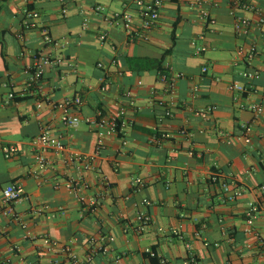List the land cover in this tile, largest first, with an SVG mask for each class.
<instances>
[{
	"label": "crops",
	"instance_id": "0c3cea01",
	"mask_svg": "<svg viewBox=\"0 0 264 264\" xmlns=\"http://www.w3.org/2000/svg\"><path fill=\"white\" fill-rule=\"evenodd\" d=\"M240 1L248 7L231 14L230 0H163L147 39L132 40L94 7L128 12L138 28L135 0H0V200L19 184L14 209L26 221L0 217V264H264V0ZM238 18L249 22L242 31ZM162 69L184 74L173 95ZM235 81L252 86L235 92ZM74 97L81 102L67 112L80 118L76 127L59 106ZM121 107L127 144L108 136L95 153L97 129L85 119ZM46 124L66 151L41 150L49 162L41 166L31 140ZM71 153L80 159L68 161ZM70 180L86 187L75 192ZM225 185L241 193L231 199ZM98 194L95 207L79 199ZM141 210L151 216L143 229ZM99 235L107 240H90Z\"/></svg>",
	"mask_w": 264,
	"mask_h": 264
},
{
	"label": "built area",
	"instance_id": "2783aa9c",
	"mask_svg": "<svg viewBox=\"0 0 264 264\" xmlns=\"http://www.w3.org/2000/svg\"><path fill=\"white\" fill-rule=\"evenodd\" d=\"M136 3L139 6L138 9V14L140 16V25L138 28L134 27L133 24V18L132 15L128 12H121V11H116L112 15L105 13V8L102 5H96L94 7V11L96 14L100 15L108 24L113 25V26H120L123 27L129 34L130 39L136 40V39H147L148 33L150 30L156 26L158 23L160 13H159V7L163 3V0H151L150 2L145 1V0H135ZM231 8L230 12L231 14H234V9L237 7H248V5L242 3L240 0H230ZM26 16L31 18L34 13L31 10H26ZM203 18L208 24H213L215 22L214 18L210 16L208 11L204 10L202 11ZM27 26L30 24L26 23ZM249 25L248 20L238 18L236 23H235V29L237 31H242L244 28H246ZM258 25L264 26V15L259 14V21ZM46 39L48 42H52L54 45L61 46L62 44H66L67 41L64 40L63 43L59 42L58 40H53L50 36H46ZM193 45H196V42H192ZM197 50L200 52L204 50L202 46H197ZM257 53V49L255 45H251L248 49V55L250 57L254 56ZM44 62H49L48 58H43ZM102 64L99 63L98 66H101ZM207 67H203V71H205ZM43 73V69L40 65L35 67L34 72H30V80L35 82ZM184 74L182 72H170L167 69H162L159 72V80L164 83L165 85V90L173 95L175 93L176 89V82L178 79L182 78ZM244 76H248V74H244ZM251 84H242L238 81L233 82L230 85V88L235 91V92H245L249 87H251ZM125 95L129 96L130 92L127 90L125 92ZM14 96L13 93L9 94V97L12 98ZM81 102L79 97H74V98H67L65 99L62 103L59 104L61 108H63V116L62 119L70 126L76 127L79 122L80 118L78 116H72L69 115L67 112V108H69L73 104H79ZM157 103L159 105L164 106V101L158 99ZM41 104H39L40 106ZM211 108H208L207 110H204L201 113L202 116L206 117L208 114V111H210ZM251 109L256 112L257 114H260L263 111V106L261 104H253L251 106ZM126 110L124 107H121L118 109L115 114L109 115L105 114L102 111H98L95 117H87L85 121L91 125H94L97 129V145L95 149V153H99L100 150L104 147L105 144V139L108 136L112 135H119L122 140V144L126 145L127 140L126 137L123 136L124 134V128L125 125L127 124L125 117ZM172 110L170 107H165V112L164 116L170 117L172 116ZM249 128L244 127V130L242 134L240 135V138H244L247 142L250 141V134H249ZM31 144L33 147L38 151L35 154V159L36 161L41 165V166H46L48 165L49 162H47L45 156L40 153L41 150L43 149H52L57 152H64L66 151V146L62 143V141L53 135L51 131V127L49 125H44L41 128L40 133L35 136L31 140ZM15 146L10 145L5 153L6 157H9L14 151H15ZM80 159V156L75 153H71L67 156L68 161H73V160ZM214 180L217 179L216 176L212 177ZM68 187L71 188L73 191L78 192L81 190V188L84 186L86 187V184H82L77 180H70L67 183ZM225 190H229V187L225 185ZM262 192L264 193V186L261 188ZM230 196L229 198H234L238 196L241 192L240 190L233 189L229 190ZM24 198V193L21 189V186L15 182L8 183L2 190V198L0 200V217L5 216L10 218L11 220L17 221L22 227H26V221L24 217L19 214L18 212L15 211L14 209V204ZM100 198L101 195H93V196H81L79 197L80 201L86 205H89L91 207L98 206L100 204ZM148 200L144 198L142 200V203L145 204L147 203ZM251 210H254L253 208ZM137 219L140 223V228L143 229L149 222L151 221V216L146 213L145 211H139L137 214ZM254 220V214H250L249 219L247 220L248 224H253ZM91 241H105L107 240V237L105 235H99L97 237L92 236L90 238ZM71 259L77 260V255L71 252L70 249H65ZM147 252L150 253V255H154L155 253L147 249ZM93 252L87 254L85 260L86 262H91L93 260Z\"/></svg>",
	"mask_w": 264,
	"mask_h": 264
}]
</instances>
